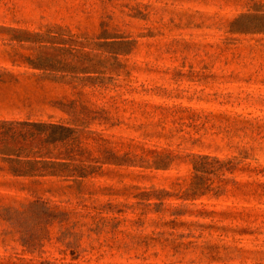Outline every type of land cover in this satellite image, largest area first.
<instances>
[{"label": "rangeland", "instance_id": "obj_1", "mask_svg": "<svg viewBox=\"0 0 264 264\" xmlns=\"http://www.w3.org/2000/svg\"><path fill=\"white\" fill-rule=\"evenodd\" d=\"M1 119L87 175L0 153V264H264V0H0Z\"/></svg>", "mask_w": 264, "mask_h": 264}, {"label": "trees", "instance_id": "obj_2", "mask_svg": "<svg viewBox=\"0 0 264 264\" xmlns=\"http://www.w3.org/2000/svg\"><path fill=\"white\" fill-rule=\"evenodd\" d=\"M74 129L63 123L38 121L30 119H1L0 120V153L4 159L11 162V170L15 174L44 175L59 174L63 169L60 166L71 165L72 175L85 176L87 172L79 169L72 161L54 159L52 145L65 141L74 133ZM66 132V133H64ZM44 134V135H43ZM209 158L210 155H203ZM72 158V157H70ZM197 181L193 184L190 194H203L210 188L203 180L206 167L195 166ZM48 201L35 199L24 204L29 211H42L47 214L50 221L58 216V210L48 205ZM12 209V207H8ZM18 211V209H16ZM30 238H25V244H31Z\"/></svg>", "mask_w": 264, "mask_h": 264}]
</instances>
